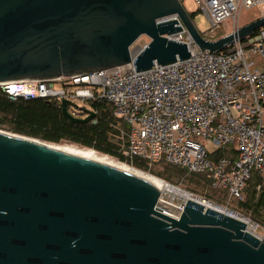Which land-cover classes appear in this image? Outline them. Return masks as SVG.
<instances>
[{
    "label": "water",
    "instance_id": "1",
    "mask_svg": "<svg viewBox=\"0 0 264 264\" xmlns=\"http://www.w3.org/2000/svg\"><path fill=\"white\" fill-rule=\"evenodd\" d=\"M170 14L208 52L264 25L211 40L180 0H0V83L185 59L187 44L166 37L182 25L160 20ZM60 105L73 122L94 117ZM0 264H264V239L217 206L188 197L179 209L142 176L0 130Z\"/></svg>",
    "mask_w": 264,
    "mask_h": 264
},
{
    "label": "built area",
    "instance_id": "2",
    "mask_svg": "<svg viewBox=\"0 0 264 264\" xmlns=\"http://www.w3.org/2000/svg\"><path fill=\"white\" fill-rule=\"evenodd\" d=\"M194 2L209 21L210 38H205L211 40L218 38L215 35L240 7H264V0ZM171 19L181 24L176 14L160 18ZM166 37L185 42L189 56L168 64L154 63L145 70H135L131 61L85 74L6 81L0 87L11 98L41 97L59 103L65 100L72 117L84 118L93 112L91 122H95L99 111L94 103H103L125 125L118 127L124 157H141L150 162L163 159L191 172H204L211 186L224 188L229 199L243 198L252 174L259 179L256 190L261 189L264 25L244 41H234L216 52L200 50L183 25ZM136 41L131 45L133 55L147 42ZM221 148L224 154L213 158ZM182 204L175 207L181 209ZM240 218L247 226H259Z\"/></svg>",
    "mask_w": 264,
    "mask_h": 264
},
{
    "label": "trees",
    "instance_id": "3",
    "mask_svg": "<svg viewBox=\"0 0 264 264\" xmlns=\"http://www.w3.org/2000/svg\"><path fill=\"white\" fill-rule=\"evenodd\" d=\"M189 15L192 18V14ZM94 104L99 106L95 122H73L63 115L61 105L56 99L21 96L11 98L0 87V126L48 142L68 141L81 147L91 148L134 167L149 170L170 182H176L179 178L194 180L202 187L203 195L207 199L219 200L216 194L227 195L224 188L212 187L204 172H191L163 159L157 162L164 164L161 170L151 169L149 164L152 162L146 159L124 157L120 152L122 139L118 127L125 128V125L112 114L109 106L103 103ZM223 154L224 151H218L213 158ZM258 182L257 175L252 174L245 184L243 198L233 200H236L237 209L249 215L252 222L264 228V187L256 190L255 186Z\"/></svg>",
    "mask_w": 264,
    "mask_h": 264
},
{
    "label": "rangeland",
    "instance_id": "4",
    "mask_svg": "<svg viewBox=\"0 0 264 264\" xmlns=\"http://www.w3.org/2000/svg\"><path fill=\"white\" fill-rule=\"evenodd\" d=\"M180 1H181L182 5L184 6V8L186 9V11H188V13L192 14V18H191L192 22L194 23V25L196 26V28L198 29L200 34L203 37L210 38V33H208L209 21H208L206 15L204 14V12L195 4L194 0H180ZM262 15H264V7L262 5H257V6H255L253 8L240 7L237 15L234 18H232V19H228L227 22L225 23V25H223L220 28V31L215 36L216 37H220V36L224 35L225 33L231 32L232 30L236 29L237 27H240V26H242V25H244V24H246V23L254 20L257 17L262 16ZM245 39L246 38H243L242 41H244ZM147 40H148V38L145 35H141L137 39L136 42L138 44H142V43H145ZM255 62L257 63L256 59H255ZM0 130L8 132V133L19 134V133H16V132L12 131V130H9L8 128H6L4 126H0ZM20 135H23V134H20ZM26 136H28V135H26ZM36 139H39V138H36ZM39 140H41V139H39ZM42 141H44V140H42ZM46 142H48V141H46ZM48 143H52V144L65 143V144H68V145L77 146L79 148H85V147H81V146H79L77 144L68 142V141L48 142ZM206 144L209 145V141L206 142ZM224 148H226V147H224ZM224 148L218 149L217 152L218 151H220V152L223 151ZM96 153H98V155H104V154L99 153V152H96ZM104 156H106L109 160H112L114 162L123 163V164H126V165L130 166V167H134V166H132V165H130L128 163L119 161V160H117V159H115L113 157H110L108 155H104ZM163 166H164L163 163H157V162H152V163L149 164V167L151 169L161 170ZM134 168H136V169H138V170H140L142 172H145V173H148V174H152V175H154L156 177H159V176L151 173L149 170H144V169H140V168H137V167H134ZM159 178L164 180L165 182L173 185V186H176V187H178L180 189H183V190L187 191L190 194L189 196L192 197V198L200 199V200L204 199L206 201H209V203L212 206H217L219 209H222L224 211H230L233 214H236V216H238V217H244V219H246L248 221H251V219L248 217L249 215L241 212L239 209H237L235 207V201L236 200L229 199L226 194L225 195L222 194V193L221 194H216V196L220 198L219 200H217L216 198L207 199L203 195L204 192H203L202 187L200 185H197L194 182V180H185L186 178H182V179L179 178V179H177L176 182H170V181H167V180L163 179L162 177H159ZM210 191L213 192V190H210ZM214 193H217V192H214ZM160 198L162 199L161 200L162 202H167V203L170 202L169 205L175 207V205L183 202V198L184 197L182 195L173 193V192L168 191V190H161L160 191ZM251 225L252 224H249V226H248L249 228L248 229L253 231L259 237L264 238V228H262L260 226L254 228L253 225L252 226Z\"/></svg>",
    "mask_w": 264,
    "mask_h": 264
},
{
    "label": "bare ground",
    "instance_id": "5",
    "mask_svg": "<svg viewBox=\"0 0 264 264\" xmlns=\"http://www.w3.org/2000/svg\"><path fill=\"white\" fill-rule=\"evenodd\" d=\"M50 144H52V143H50ZM52 145L54 147H57L58 149L63 150V151L74 153V154H77V155H80L83 157H87L90 159L98 160V161L113 165L115 167L121 168L122 170H125V171L131 172L133 174H137L139 176H142V177L148 179L150 182L154 183L159 188L160 191L161 190H168V191H171L173 193L182 195L184 198L190 197L189 194L186 193L185 191H183L182 189L165 182L164 180L160 179L159 177H156L152 174L142 172V171H140L134 167H130L126 164L117 163V162H114L112 160H109L106 156H104L105 154L104 155H98V153H96L94 150H92L90 148H79L77 146L68 145L65 143H58V144H52ZM200 201L205 206L210 205L209 203H207V201H203L202 199ZM164 203H167V202H164ZM169 203H167V204H169Z\"/></svg>",
    "mask_w": 264,
    "mask_h": 264
}]
</instances>
